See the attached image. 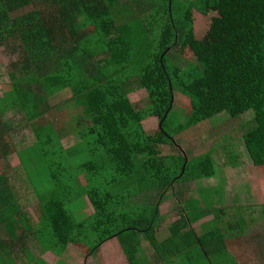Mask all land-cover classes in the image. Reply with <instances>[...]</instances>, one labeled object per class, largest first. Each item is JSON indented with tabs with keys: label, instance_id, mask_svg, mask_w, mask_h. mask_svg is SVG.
<instances>
[{
	"label": "trees",
	"instance_id": "16d2710c",
	"mask_svg": "<svg viewBox=\"0 0 264 264\" xmlns=\"http://www.w3.org/2000/svg\"><path fill=\"white\" fill-rule=\"evenodd\" d=\"M95 34L115 72L77 81L73 92L83 114L76 119L86 129L80 144L65 149L58 121L45 116L47 99L67 88L59 82L65 73L58 74V49L73 41L81 54L87 50L81 41ZM10 45L20 59L4 78L1 101L10 108L0 105V162L18 155L37 200L34 222L0 174V226L13 241L29 234L57 255V248L82 244L86 257L119 238L130 264H142L146 239L153 264H206L211 256L209 264H238L228 245L245 233L244 209L216 207L203 195V206H179L170 217L146 194L159 187L163 197L180 180L212 178L203 193L217 185L212 152L190 159L181 151L163 154L162 145L175 146L181 134L219 116L244 129L257 176L264 175V0H0V46ZM173 51L191 65L181 66ZM80 66L73 64L72 74L70 65L68 76ZM143 90L146 105L133 103L130 95ZM177 94L189 101L183 124L170 118ZM8 110L25 116L33 145L16 148L13 126L3 118ZM249 113L247 127L242 118ZM154 118L158 130L149 134L144 122ZM85 197L94 212L78 220ZM206 217L228 219L227 233L199 235L193 224Z\"/></svg>",
	"mask_w": 264,
	"mask_h": 264
},
{
	"label": "rangeland",
	"instance_id": "374dc122",
	"mask_svg": "<svg viewBox=\"0 0 264 264\" xmlns=\"http://www.w3.org/2000/svg\"><path fill=\"white\" fill-rule=\"evenodd\" d=\"M197 10V9H196ZM196 24L198 27L203 25L202 15L199 10L196 11ZM202 23V25H201ZM172 57H177L178 63L181 66L191 65L186 62L177 52H172ZM20 59V55L15 48L10 46H0V104L4 97L5 87H4V78L7 76V69L12 64ZM27 82V79L20 78L19 81ZM131 99L137 102V105L141 103V106H145L148 100V93L143 91L135 92L131 96ZM188 99L181 95H176L175 101V115H171L170 118L173 120V123L183 124L186 121V116L182 110L184 107L188 106ZM11 113H5L4 117L13 127L9 130L12 135L13 143L18 150L26 147L30 141L33 143L34 136L32 133V128L30 124H25V116L20 112L10 111ZM183 115V116H182ZM254 117L253 114L249 113L245 115L242 119L248 123ZM54 119L57 120L58 124L66 122L67 119L63 122V117L58 119L57 113H54ZM229 119L228 116H219L217 120L207 121L204 124L196 127L194 130H190L180 135L182 138L176 140V145H162L163 154H173L180 153V151L190 159L201 156L203 153L212 152L215 158V169L216 176L214 178V188H205V191L201 190L207 184H210V179L206 180H180L174 184L171 192H167L162 197L157 195L156 192L153 193L152 201L159 199L160 212L163 215L173 216L170 211V207L174 209L173 200H176V204L182 208L190 211L196 210L197 206L204 205L201 199L203 195H206V202L210 203L216 207L236 206L244 209L242 211L243 216L246 220V230L239 238L233 239L232 242L239 241L243 243L240 246V251L245 250V246H249L251 241H254V237H260L264 239V175L262 177L257 176V172L253 166V160L248 153L244 139L243 132L244 129L240 127V124L234 123ZM62 121V122H60ZM159 122L158 119H150L144 122V128L148 131L149 134H155L158 130ZM19 127L23 129V135L19 130ZM21 135V136H20ZM21 137L23 139L21 140ZM6 172V173H5ZM4 173L9 180L10 185L15 191L16 197L24 204L26 211L32 216L33 220L37 221L36 216V205L37 200L35 198L34 192L26 179V174L21 166L20 159L17 154L9 156L6 160L0 162V174ZM199 182V184H198ZM203 182V183H202ZM183 184H193L194 190H190L185 194H181L178 190V187ZM197 185L199 186L197 190ZM204 190V189H203ZM209 204V205H210ZM178 212V209H174ZM181 211V208H180ZM175 212V213H176ZM174 213V214H175ZM213 217H210V220L207 221L204 225L199 227V233H202L203 229L205 233L210 230L222 229L223 233H227L229 228L228 219H226V224H223V220L218 222L214 221L210 223ZM237 225V224H235ZM204 226V227H203ZM230 234V233H229ZM229 234L227 236H229ZM234 234V230H233ZM232 235V234H231ZM229 249L232 255H234L235 249L232 244H229ZM154 254L152 247L148 240H144V253L141 254V257L145 260V264H153L149 258ZM246 254L249 256V250L246 251ZM251 256L255 259V253L252 250ZM214 259V257H210ZM243 259V258H242ZM67 262V261H66ZM250 262H243L242 264H248ZM67 264V263H66Z\"/></svg>",
	"mask_w": 264,
	"mask_h": 264
},
{
	"label": "crops",
	"instance_id": "0c3cea01",
	"mask_svg": "<svg viewBox=\"0 0 264 264\" xmlns=\"http://www.w3.org/2000/svg\"><path fill=\"white\" fill-rule=\"evenodd\" d=\"M126 0H122L124 2ZM98 36L95 35H87L85 39H83L81 42L83 44V47H85L87 50L83 51L81 50V54H75L76 47L75 43L72 41L71 43H68L62 47V49H58L57 54V68H58V74L64 75L62 71L65 73L63 79L59 78L61 82L60 84H64L67 88L62 90H57L55 94L50 96L47 99L46 109L48 111L45 115L46 117H53L54 113H57L58 119L63 117V122L65 119H68L67 123L64 122L63 125L59 124V131L62 136V144L65 149L72 148L78 144L81 143V137L80 132L81 130L84 131L86 127L82 126L80 127L78 120L76 118H79L82 116L81 108L79 106L78 98L76 97L73 89L77 90V81H81L82 79L86 80H95L97 78H102V75H106L108 77L111 76L112 72H115V67L109 63L108 61V48L105 44H99L97 46V40ZM108 61V63L106 62ZM80 63V64H79ZM73 64L78 67L79 69H76L78 71L77 74L71 75L69 74V66L72 65V74H73ZM79 90L82 89V86L79 85ZM135 94V93H133ZM130 95L131 96L133 95ZM3 100V99H2ZM132 100V99H131ZM133 103L135 101L132 100ZM148 102V100H147ZM137 104V102H136ZM5 109L10 108L6 103L0 104ZM138 105L141 106V103ZM63 108L64 111H61ZM45 109V110H46ZM61 109V110H60ZM11 110L6 111V113H11ZM155 120V118H154ZM25 124H29L26 120L24 121ZM19 130L21 132V135H23V129L19 127ZM148 132V131H147ZM33 134L30 133L29 136ZM20 135V136H21ZM23 137H21V140ZM34 143V141H33ZM33 143H30L24 147L27 148ZM22 148V149H24ZM83 180V179H82ZM199 186L197 185V190ZM119 190V189H118ZM117 190V191H118ZM178 190L181 194H185L186 192L190 190H194L193 184H183L178 187ZM120 191V190H119ZM172 189L169 191L171 192ZM156 192L157 195H160V188L159 187H153L150 189V191L146 195H151V198L155 195L153 193ZM15 193V191H13ZM146 200V199H145ZM154 200V204L158 203ZM84 201V208L83 210L76 211L75 217L78 220H82L86 216L90 215L94 212L93 207L91 206L89 200L87 197L83 199ZM170 202H173L174 209H178L179 205L176 204V200H173ZM172 207H170V211L172 214H174L176 211ZM32 217V216H31ZM210 220V217H206L201 221H198L193 224L194 229L197 231L199 235H204L205 231H202V233H199V227L207 223V221ZM34 221V220H33ZM35 222V221H34ZM205 226V225H204ZM203 226V227H204ZM20 237L25 233L22 230L19 231ZM92 237L89 239V241L86 244H90L92 241ZM143 239V245H144ZM254 241H251L252 244L249 246H245V250L242 252L240 251V246L243 243L240 242H232L231 244L233 248L235 249L234 256L236 257V262L238 264H242L243 262H250L248 264H264V239L262 240L260 237H254ZM11 239V235L7 233V230H5L3 227L1 229L0 226V263L1 264H130L127 255L125 254L121 241L119 238H114L105 244H102L100 248L93 252L92 254H89L85 257V254L87 253L86 248L83 249L82 244H79L75 248H68L66 251H62L61 248H57V252L59 255L55 254L51 250H43L41 249L40 245L38 244L37 240L30 236L28 234L27 238H19L16 241H13ZM249 250V256L246 254V251ZM254 251L255 253V259L252 258L253 256L251 254V251ZM228 252H230L229 245H228ZM144 253V251H143ZM222 254V248L216 250V256L219 257ZM142 264H145V260L139 255ZM214 257V256H212ZM152 262H154V254L149 257ZM243 258V259H242ZM211 258H207L205 262L206 264H209V260ZM67 261V262H66Z\"/></svg>",
	"mask_w": 264,
	"mask_h": 264
},
{
	"label": "clouds",
	"instance_id": "9594fccd",
	"mask_svg": "<svg viewBox=\"0 0 264 264\" xmlns=\"http://www.w3.org/2000/svg\"><path fill=\"white\" fill-rule=\"evenodd\" d=\"M174 184H176V182H175ZM173 187H174V185H173ZM173 187H172V188H173ZM172 188H171V189H172ZM171 189H170V190H171Z\"/></svg>",
	"mask_w": 264,
	"mask_h": 264
}]
</instances>
